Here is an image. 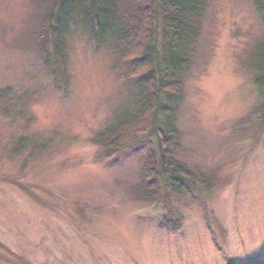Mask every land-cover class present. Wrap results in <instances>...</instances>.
Listing matches in <instances>:
<instances>
[{
  "label": "rangeland",
  "instance_id": "obj_1",
  "mask_svg": "<svg viewBox=\"0 0 264 264\" xmlns=\"http://www.w3.org/2000/svg\"><path fill=\"white\" fill-rule=\"evenodd\" d=\"M38 11L36 0H0V264H264V129L238 128L259 97L255 0H212L186 79L177 126L182 159L201 175L198 197L164 186L156 130L100 159L93 137L136 88L80 28L55 76L49 49L32 44ZM149 153L161 184L151 187L167 196L134 200ZM217 170L222 182L207 194L202 178ZM166 213L176 222L161 227Z\"/></svg>",
  "mask_w": 264,
  "mask_h": 264
},
{
  "label": "trees",
  "instance_id": "obj_2",
  "mask_svg": "<svg viewBox=\"0 0 264 264\" xmlns=\"http://www.w3.org/2000/svg\"><path fill=\"white\" fill-rule=\"evenodd\" d=\"M211 2L36 0L39 11L30 30L32 44L37 42L35 46L42 51L49 49L46 61L55 76L63 72L68 60L67 40L74 28L82 29L97 39L99 45H107L113 51L119 76L127 85L134 86L136 93L130 105L121 109L107 127L93 137L94 143L103 151L100 159L115 157L124 146L132 143L131 140L156 130L164 186L169 193L182 196L204 194L196 193L201 175L182 159V134L177 118L184 100L187 76L202 52V35ZM255 2L264 23V0ZM249 65L259 97L250 112L240 120L238 128L264 129V36L256 41ZM5 92L0 89V94ZM159 115L164 118L161 122ZM157 161L155 153L145 156L139 183L129 186V194L134 200L166 199V192L156 193L151 187L153 183L157 187L161 185L155 171ZM218 172H214L211 179L202 178L200 187L205 193L219 187L222 181L217 177ZM166 214L160 221L161 227L176 222L172 214Z\"/></svg>",
  "mask_w": 264,
  "mask_h": 264
}]
</instances>
